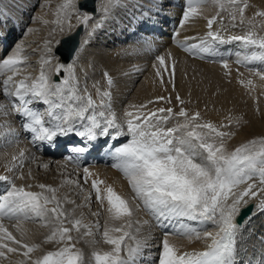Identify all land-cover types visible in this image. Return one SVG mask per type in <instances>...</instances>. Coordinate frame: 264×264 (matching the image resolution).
<instances>
[{
  "label": "snow or ice",
  "instance_id": "snow-or-ice-1",
  "mask_svg": "<svg viewBox=\"0 0 264 264\" xmlns=\"http://www.w3.org/2000/svg\"><path fill=\"white\" fill-rule=\"evenodd\" d=\"M119 2L107 0L104 13H108L110 7L119 6ZM207 2L186 0L181 26L199 16L200 5ZM213 2L219 10L216 15L206 17L208 31L198 43L178 41L184 51L201 59L213 58L219 55L218 44L237 42L244 53H235L237 64L264 65V35L254 30L255 25L243 35L228 37L222 35L220 29L213 30L216 23L223 26L222 13L229 9H232L229 12L232 26H236L237 13L239 23L243 24L245 11L249 7L248 0ZM74 12L78 25L87 26L93 18L88 11L79 10L77 0H62L56 10V19L52 21L56 25L52 31L64 33L67 22V31L71 33L75 27L71 23ZM254 16L264 17V10L256 11ZM101 26L100 23L95 25ZM55 43L59 45L61 41L56 40ZM51 44L52 41H45L47 55L42 58L39 76L31 80L25 76L14 82L13 76L19 74L20 66L27 60L22 45H17L16 51L0 62V73H12L2 81L0 91L19 102L18 107L15 102L13 107L24 118L23 127L33 134L34 141L51 143L56 137L70 133L89 141H95L98 137H110L112 140L127 137L124 143L115 148L116 163L113 167L123 174L133 195L125 196L84 168V183H89V180L91 183V191L84 197L85 204L91 201L94 194L95 201L106 213L103 225L99 220L93 224L85 222L83 213L77 217L74 215L75 209L69 211L65 204L75 205L76 202L67 196L61 198L58 189L52 185L39 184L40 191H31L28 190L31 185L27 188L17 186L11 177L2 175L0 181L8 182L9 188L0 194V260L8 259L9 254H17L22 256L17 264H137L148 247L147 239H140L137 235L141 231V222L134 220L135 212L142 206L161 228L170 227L172 234L189 240L210 241L203 250L182 251L169 239V232H165L159 246L158 264H238L239 225L236 219L242 206L248 203L246 197L256 198L264 192V189L258 191L253 182L254 178H258L259 183L264 185V137L248 140L229 150L227 141L235 133L221 130L228 125L203 121L199 111L190 112L183 107L185 101L178 93L175 97L181 105L178 111L170 106L149 108V105L158 102L171 104V97L157 96L139 105H129V109L124 112L123 122H120L112 108L110 89L114 82L107 72L104 76L109 90L102 91L94 85L99 102L88 92L87 87L81 93L73 63L65 65L57 62L54 66L56 74L59 75L63 70L66 75L58 83L50 80L46 67L55 58ZM170 55L156 56L158 64L154 63L152 67L161 85H164L167 74L168 83L175 88V64L169 67L166 62ZM220 62L225 69H229L226 59L221 58ZM249 70L264 79V71L251 67ZM247 84H252V81H247ZM10 85H14V90ZM34 101L48 106L47 121L43 113L30 107ZM6 107L0 104V113L7 115L4 111ZM78 122L83 130H78ZM235 122L239 124L240 119L237 118ZM73 150L77 153L87 151L84 147ZM23 156L22 151L20 158ZM16 159L13 156V161ZM67 182L83 191L79 180ZM243 184L247 186L239 190ZM257 207L264 210V200ZM101 214L100 211L92 213L93 216ZM5 219L16 221L13 227L19 233V238L4 223ZM37 220L43 227L49 228V232L42 242L29 243L24 239L26 230L22 225L25 221ZM185 221L197 222L201 226L212 224L218 230L201 232ZM96 234L101 236L109 250L94 248L86 260L84 250L77 244L81 240L88 243L86 238ZM91 243L95 245L98 241L93 239ZM45 245L53 247L47 249Z\"/></svg>",
  "mask_w": 264,
  "mask_h": 264
},
{
  "label": "bare ground",
  "instance_id": "bare-ground-1",
  "mask_svg": "<svg viewBox=\"0 0 264 264\" xmlns=\"http://www.w3.org/2000/svg\"><path fill=\"white\" fill-rule=\"evenodd\" d=\"M78 1L79 0H77V3ZM177 1L178 0H120L119 6L110 7V11L108 13H104L103 8L107 3V0H98L97 8L101 9V13L99 15L93 16L94 18L90 20H93L94 24L92 23V26L87 25L81 37H79L78 32L75 35H69L71 37L78 38V42H80L81 38V42L75 51L73 58L71 60L64 59L63 55L65 53L62 52V48L65 36L67 37V34L75 32V29L79 26L77 21L72 24L75 27L71 33H68L67 31V22H65L64 25V33H61L59 30L56 32L52 31L50 36L52 37L51 45L53 55L56 57V59H58L59 63H63L65 65L69 63L74 64L75 77L79 82L81 93H83L85 88L81 86L86 85L87 90L89 91L88 86L93 82H96V86H98L102 91L109 90V86L104 76V73L107 72L114 82L110 89L112 94V108L118 115V120L120 122H123L124 112L125 110L129 109V105H139L147 100H154L157 96L171 97V104L158 102L149 105V108L170 106L173 107L174 110L178 111L181 107L175 98L176 94L178 93L185 101L183 107L188 109L190 112L199 111L203 121H212L217 125H228L221 130L235 133V135L227 141L229 150L234 149L238 145L248 140L264 137V79L255 75L254 71L249 70L250 68H247H259L258 70L264 71V65L261 66L260 64L255 63V67L252 65L245 67L243 64H237V56L235 54L229 57V54L236 53L237 51H240L241 55L244 54L237 42L223 44L221 46L222 48L217 50L221 53V57L228 61L229 69H225L222 66L220 62L221 59H213L209 57L201 59L194 54L184 51L183 48L179 47L178 41L185 43H198L199 39H202L208 31L206 17L210 18L211 16L216 15L219 9L213 0H209L207 3L201 5L204 11L202 9L201 10L205 12L206 17H204L202 14V16L191 19L185 23L187 24V27H185V25V28H182L181 33L174 35L173 37H169V32L173 27L172 24L175 16L174 13H171L173 15V20H170L169 17L171 14L169 15L168 13L167 16L162 15V12L164 13V7L162 5L167 3L165 8H168L169 10L176 9L178 6L174 7L173 3H176ZM248 4L249 7L245 11L244 23H239V14L237 13L235 27L232 26L233 22L229 19V12H231L232 9L222 13L224 16L223 25L229 24L232 27L231 30L228 31L229 36L243 35L245 32L252 29L253 25H255L254 30L258 34L264 35V17L254 16L256 11L264 10V0H248ZM95 8L96 6L90 9L93 10ZM171 11L173 12V10ZM92 15H94V13ZM141 20L145 21L144 24H141ZM90 21L88 24H90ZM150 21H153L157 27L155 36H150L148 31L142 29V27L144 25L147 26ZM249 21H252V24H249ZM97 23H100L102 26L95 27ZM221 27L222 26L220 23H216L213 25V30L220 29ZM7 28L8 27L5 25V28L2 30L1 34L3 36L1 37L2 42L0 44V48L8 46V42L5 43V39L8 34ZM161 32H165V35L161 36ZM43 38L44 37H40V39ZM56 40H60L62 43H60L61 45L59 44L60 46L58 47L57 51L61 53L63 57L59 56L57 53L55 54L54 52L55 48L58 46L55 43ZM157 41H159V43ZM156 42L158 44H155ZM34 43H29L30 45H28L30 47H36ZM102 47H104L106 51L102 50ZM31 53V55H27V57L30 59L28 62H26V64L29 63L27 71L30 73L32 72V62H37L40 64L35 66V70L40 71L42 58L45 55L41 56L39 53ZM167 53L171 54L166 61L169 67H171V62H174L173 60L176 58L179 61L177 68L178 73L175 78V88H173L171 83H168L169 78L167 74H165L164 85L160 84L159 78L155 76V69L152 67V65L154 63L157 64L158 61L151 62L148 66H146L144 62V59L150 60L153 55L155 57L158 54L165 55ZM144 55L146 57H144ZM2 59L3 58H0L1 62ZM54 66L48 65L46 67V71L49 70L47 73L50 80L52 82L58 83L66 75V73L62 70L59 74L60 77L58 76V79H56L57 77L54 79V77L57 75ZM137 69H139V71ZM136 73L138 74L136 75ZM86 78H88V86V83H86ZM141 78L142 80L140 81ZM249 80L252 81V84L250 85L247 84V81ZM241 81H244V83H241ZM0 89H2L1 81ZM1 92L2 91H0V103L2 98ZM94 95L95 98L99 99L96 91ZM98 99H96L97 102L99 101ZM3 101L6 103V112L8 113L4 116V121L6 122L7 126H10V128L16 129L19 126V121L17 119L15 120L14 114L12 113L14 109L13 104L7 99ZM259 102L262 103L260 106L258 105ZM229 118L232 120L231 123H229ZM237 118L240 119L239 124H236L235 122ZM172 123H175V121H172ZM0 129V176L7 175L11 177L17 186L23 185L27 188L29 185H31V188L28 190L40 191L38 187L40 184L38 182L39 178L41 180H45L46 175L49 174L50 176L51 174L53 175L52 178L56 179V181L64 180L63 182H65L64 176L70 175V180L75 181L76 178H78L80 184L83 182L86 190L91 191L90 180L89 183H84L83 170L84 168H88L93 176L113 185V187L118 192L124 194L127 197H131L133 195L123 174L117 168L113 167V165L116 163L115 157L113 158V163L107 166L81 167L78 165V162H72L65 156L63 158L61 155H55V157L42 156L40 153L34 151L31 145L29 146V144H26V155H24L22 158V160H26L25 164H23V167H17V164L21 159L20 152L23 151L22 148H25L23 144L24 142L22 141V144L20 143V145L15 148L14 142L18 140V142H20L22 140L21 136L15 131V134L12 136L13 142H7L2 138L3 136L1 134H4L5 132H3L1 125ZM73 134L74 133H70L61 139L66 143V141H70L74 138H72ZM83 138L85 139V137H81V139ZM126 139L127 137L112 140L114 143H116L113 152H115V148L124 143ZM80 145L76 143L75 148L81 147ZM13 156L17 157L15 161H13ZM57 158L58 160H55ZM30 160L31 162H29ZM49 164L52 168L50 170L48 169ZM44 165H47V167H44ZM37 167L39 170H37ZM30 168L32 169L30 170ZM8 169H12V171H8ZM37 173H39V175H37ZM41 176L43 178H41ZM253 182L256 183L258 191L264 189V185L259 183L258 178H254ZM67 184L73 188L71 190L72 195L78 197L81 189L72 183L67 182ZM246 186V184L240 185L239 190H242ZM55 188L58 189V195L61 198L66 195V193H63V187L58 188L56 186ZM82 196H84V194H81V196L79 195V200H82ZM246 199L248 200L247 205L251 202H254L256 206L250 217L245 221L244 227L241 228L239 233L236 257L241 261L242 264H245L249 261L254 248L258 249V246L261 245V250H264V241L261 239L264 235V210H261L259 207H257L261 200H264V192H261V194L256 198L246 197ZM77 205L78 204L72 206V209H75V216L79 209ZM70 206L69 204H65V207L69 211H71ZM84 210L86 211V208ZM105 216L106 213L102 212L101 221L99 216L101 225L104 223ZM151 217L152 216L150 213L144 210L142 206L135 212L134 215V220H139L141 222V231L137 234L138 238L147 239L149 247H153V243L157 244L159 241H162L165 232H169V239L177 244V246H179L182 251H191L193 249L203 250L206 243L210 242L202 239L197 240L195 238L189 240L187 237L172 234L170 227V230L167 229L165 232H159V230L157 231V229L153 227L155 224L154 222L152 223ZM143 221H147L148 223L144 224ZM185 222L189 223L192 227L199 228L201 232H215L218 230L212 224L201 226L197 222ZM4 223L8 225L9 229L13 231V233L19 238V233L16 232L15 228L13 227V225L16 224V221H9L5 219ZM39 223L41 225V222L38 220L25 221L23 223L22 227L26 230L24 239L29 243H40L43 241L44 236L48 234H44V230L42 229L43 226H39ZM93 231L95 232V229H93ZM86 239L89 241L88 243H85L84 240H81L78 243V247L82 248L85 252L86 260L90 258L94 248L109 250V246L103 242L99 234H96L94 237H87ZM93 239L98 241V243L93 245L91 243ZM129 243L133 242L129 241ZM44 247L51 249L53 246L45 245ZM151 250L153 249L145 248L143 256L139 261L137 260V264H158V259L155 261L156 257L154 256L156 255V252ZM38 254L39 253H37V255ZM9 255L12 257L9 264H17V261L22 259V256L17 254ZM1 261L4 260H0V262Z\"/></svg>",
  "mask_w": 264,
  "mask_h": 264
},
{
  "label": "rangeland",
  "instance_id": "rangeland-1",
  "mask_svg": "<svg viewBox=\"0 0 264 264\" xmlns=\"http://www.w3.org/2000/svg\"><path fill=\"white\" fill-rule=\"evenodd\" d=\"M83 1L84 0H79L78 3H77V7L79 8L80 11H88V12H91V14L94 13V15H92V16L99 15L101 13V9H98L97 8L98 0H96V9L95 10H92L89 7H85L84 5L82 6L83 8H80V5H81V3ZM61 3H62V0H0V26H1L0 32L2 33V30L5 28V25H6V27H8L7 28L8 34H7V37L5 39V43L8 42V48L7 47L0 48L1 49L0 50V58H3V59L7 58L6 55L9 56L11 53H13L14 51H16L17 45H22V47L24 49L23 55H25L26 57L29 54L31 55L32 54L31 52H33V53H39V54H41V56L42 55H45L46 56L47 53L45 51V41L46 40L52 41V37L50 36V34L52 33V28H54L56 26L55 24L52 23V21L56 19V10H57L58 5H60ZM166 4L167 3H165V4L162 5L164 7V8L162 7L164 9V13L162 12V15H164V16L166 15L167 16L168 13H169V15L171 13H174V16H175L174 21H173V24H172L173 27L171 28V31L169 32V34H170L169 37H173L174 35H177V34L181 33L182 28L187 27V24H184L183 26H181V23H180V21L182 19V16H183V9L184 8L181 9V7H177L178 9L176 8V9H170L169 10L168 8H165ZM201 9L203 10L202 6L200 5V10ZM171 10H173V12ZM202 10H201V12H202L201 15H199V16H202V14H203L204 17H206L205 12H203L204 10L203 11ZM45 20H47L48 23H44ZM76 21H77V16H76V13H74V14H72V17H71V23L74 24ZM92 23L94 24L93 20L90 21V24H88V26H92L93 25ZM231 28H232L231 25L224 24L220 28L221 34L224 35L225 37H228L229 36L228 35V31L231 30ZM29 29H33V31L29 32L28 31ZM85 29H86V26L79 25L75 29L76 30L75 32H73L71 34H67V36H69V35H75L78 32L79 33V37H81V35L85 31ZM183 31H184V29H183ZM2 36L3 35L0 34V44L2 42L1 41L2 40V38H1ZM33 36H35V37H33ZM36 36H39V37H36ZM40 37H44V38L43 39H40ZM80 42H81V38H80ZM80 42H79V44H80ZM157 42L159 43V41H157ZM157 42L155 44H158ZM29 43L30 44H33L34 43L36 45V47H30L29 46L30 45ZM60 45H58L55 48L54 52H55V54L57 53V54H59V56L63 57L62 54L57 51V49H58V47ZM51 47H52V45H51ZM102 48H103L102 50H105L106 51V49L104 47H102ZM52 53H53V51H52ZM151 54H154V53H151ZM145 55H147V54H145ZM145 55H144V57H146ZM158 55H156V56H158ZM156 56L154 57V55H153L151 57L152 60L151 59L150 60L149 59L148 60H145L144 59L145 65L148 66L151 62L156 61ZM29 60H30L29 57H27V60L24 62V64H22L20 66L19 74L13 76V81L14 82L19 81L21 79H24L25 76L29 77V80L35 79L36 77L39 76L40 71H38V70L36 71L35 70V66L36 65H40L37 62H32L33 67L31 68L32 70L30 69L32 71L31 73L27 71L28 70V67H29V63L26 64V62H28ZM142 61H143V59H142ZM173 61L174 62H171V65L173 63L175 64V78H176V75L178 73V69L177 68H178V65H179V61L177 60V58L175 60H173ZM0 62H1V60H0ZM57 62H58V59H56V57H55L52 60V62H51L50 65L51 66H54ZM157 64H158V62H157ZM48 71L49 70H47V72ZM137 74L138 73H136V75ZM11 75H12V73L11 72H8V71H4V72L0 73L1 86H2V81L4 79H6L8 76H11ZM58 76H60V75H58ZM142 78L140 79V81L142 80ZM87 79L88 78H86V80ZM86 83H88L87 84V86H88L89 85L88 80H87ZM92 84L97 85L96 82L91 83L88 86L89 87V91L88 92L93 91V92H91V94L93 95V98L96 100V99H98V98H95V95H94L95 94V91H96V89H95L96 87L94 88V85H92ZM10 88L12 90H14V85H10ZM1 95H2V98H4V100H5L6 98L3 97L4 96L3 92H1ZM261 99H262V97H261ZM0 104H3V102L0 103ZM260 104H262V103L259 102L258 105L260 106ZM4 111H7L6 108H5ZM4 116H5L4 114L0 113V120H1L2 123L4 122ZM1 122H0V125L3 128L5 126V124H6V122L3 123V124ZM0 131H1V129H0ZM18 141L14 142V147L15 148L18 145H20V143L22 142V140L20 142H18ZM23 144H24L25 148H22V150H23L24 155H26L25 149L27 148V145H26L25 142ZM55 160H58V158L55 159ZM25 161H26L25 159L24 160L20 159L19 163L17 164V167H19V166H22L23 167L24 166L23 164H25ZM29 162H31V160ZM31 169L32 168H30V170ZM48 169L49 170L52 169L51 166H50V164L48 166ZM37 170H39L38 167H37ZM37 175H39V173H37ZM47 177H49V178H47ZM52 177H53V175L50 174V176H49V174H47L45 180H41L39 178V181L38 182L40 184L42 183V184L52 185L53 187H56V186L58 188H62L63 187L62 188L63 189V193L64 194L66 193L65 196L69 197L70 200H74L76 202V204H78V205H84L82 207H79L78 212L76 213V216L79 217L81 215V213H83V216L85 218V222L90 221L89 223H93L94 224L97 220H99V216H93L92 213L97 212V211H100L102 213L103 210L100 208V205L95 201V198L94 197H92V199H91L90 202H88L87 204H85L84 197L87 195V193L89 192V190H86L85 186L83 185V182L80 184L82 186V188H83V192L80 190V192L78 194V197H79V195L81 196V194L82 195L84 194V196H82L83 198L81 197L82 200H79L78 197H75V195L74 196L72 195L71 190L73 188L70 185L67 184V181H70V179H71L70 178L71 177L70 175L69 176L68 175L67 176L66 175L64 176L65 182H63L64 180H62V181L61 180L60 181L57 180L56 181V179H54ZM41 178H43V177L41 176ZM76 180H78V178H76ZM62 182H63V184H62ZM69 206H70V208L72 210L73 204H69ZM85 208H86V211L84 210ZM151 218H152V223L154 222V224H156L155 219L153 217H151ZM101 219H102V214L100 215V221H101ZM100 224H101V222H100ZM38 225L42 227V224L40 225V223H39ZM153 227H155L157 229V231H158V228L156 227V225L153 226ZM42 229L44 230V234H46V233L49 232V228H47V227H42ZM73 235H76V234L73 233ZM153 245L155 247L157 246L156 243L155 244L153 243ZM77 246H78V244H77ZM48 249H50V248H48ZM159 250H160V248L158 249V252H159ZM10 257L11 256L9 255V258L8 259H4L5 262L4 261H1L0 264H9L10 260L12 259V257L11 258ZM14 259H16V258H14ZM6 260H8V261H6Z\"/></svg>",
  "mask_w": 264,
  "mask_h": 264
},
{
  "label": "water",
  "instance_id": "water-1",
  "mask_svg": "<svg viewBox=\"0 0 264 264\" xmlns=\"http://www.w3.org/2000/svg\"><path fill=\"white\" fill-rule=\"evenodd\" d=\"M85 0L82 2L84 3ZM90 2V3H89ZM87 5H92V0H90ZM81 3V4H82ZM65 41H66V45H67V48L70 52H68V50L66 51V56L67 58H69L71 56V54L73 53V51L76 49L77 45H78V41L76 38H72L71 40L69 39V36H67L66 38H64ZM72 42V43H71ZM71 45V46H70ZM70 46V48H69ZM68 54V55H67ZM254 208V203H250L249 205H247L246 207L242 208V211L241 213L239 214L237 220L239 223H242L244 221V219L249 215L251 214L252 210Z\"/></svg>",
  "mask_w": 264,
  "mask_h": 264
}]
</instances>
